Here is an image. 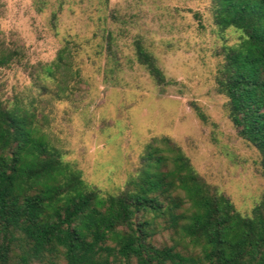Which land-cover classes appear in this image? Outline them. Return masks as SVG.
<instances>
[{"label": "rangeland", "instance_id": "374dc122", "mask_svg": "<svg viewBox=\"0 0 264 264\" xmlns=\"http://www.w3.org/2000/svg\"><path fill=\"white\" fill-rule=\"evenodd\" d=\"M238 38L215 23L212 0H0V50L10 58L0 91L35 112L64 159L103 193H118L144 167L146 146L168 138L251 215L264 199L261 156L237 133L216 82L224 46ZM137 39L166 84L138 62Z\"/></svg>", "mask_w": 264, "mask_h": 264}, {"label": "trees", "instance_id": "16d2710c", "mask_svg": "<svg viewBox=\"0 0 264 264\" xmlns=\"http://www.w3.org/2000/svg\"><path fill=\"white\" fill-rule=\"evenodd\" d=\"M212 1L215 23L239 32L224 46L217 88L264 169V0ZM134 46L166 84L155 56L140 39ZM9 65L0 50V68ZM143 158L118 193H103L64 159L35 112L0 91V264H264V199L241 212L168 138Z\"/></svg>", "mask_w": 264, "mask_h": 264}]
</instances>
